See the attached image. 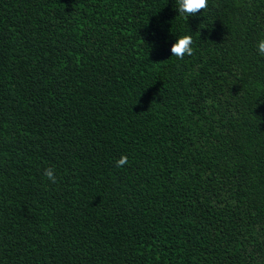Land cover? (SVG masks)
I'll use <instances>...</instances> for the list:
<instances>
[{
	"label": "trees",
	"instance_id": "16d2710c",
	"mask_svg": "<svg viewBox=\"0 0 264 264\" xmlns=\"http://www.w3.org/2000/svg\"><path fill=\"white\" fill-rule=\"evenodd\" d=\"M176 7L0 0V264H264V0Z\"/></svg>",
	"mask_w": 264,
	"mask_h": 264
},
{
	"label": "clouds",
	"instance_id": "9594fccd",
	"mask_svg": "<svg viewBox=\"0 0 264 264\" xmlns=\"http://www.w3.org/2000/svg\"><path fill=\"white\" fill-rule=\"evenodd\" d=\"M177 7L175 8L180 16H195L199 10L205 9L208 0H176ZM193 37L191 35H181L176 38L175 43L171 47V53L176 58H183L186 54L193 53ZM258 55L264 57V39H260L256 45ZM127 162V157H122L117 161L119 166H123ZM47 178L53 183L56 180L54 169L48 168L45 171Z\"/></svg>",
	"mask_w": 264,
	"mask_h": 264
}]
</instances>
